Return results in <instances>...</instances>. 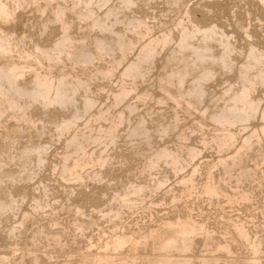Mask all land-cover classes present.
Instances as JSON below:
<instances>
[{"label":"rangeland","instance_id":"obj_1","mask_svg":"<svg viewBox=\"0 0 264 264\" xmlns=\"http://www.w3.org/2000/svg\"><path fill=\"white\" fill-rule=\"evenodd\" d=\"M57 1L58 0H53V2L52 1L49 2L52 5H49V3L46 2V0H40V2H39V0L35 1L36 2L35 5L33 2H30V3L27 2L26 4H23L22 7H20V9H18L16 11V15L17 14L18 15L17 16L15 15V18L10 20V21H12V20H14V21H12V22L9 21L8 22L9 24L8 23L2 24L4 26V28L6 29V31L8 29V31L10 30L9 31L10 33L14 34V37H15L14 41H16L15 44L18 43L15 46H13V48H15V52L18 53V50H22L23 52H25L24 50L28 51V49H31L29 51H32V49L34 50L33 46H35L36 43L40 44L43 47H44V45H45V47H47V46L50 47V45H53V42H55L61 36L62 30H61V28L57 22L52 23V24L50 23L49 28L46 31L43 30V23L47 19L53 17L54 14L52 13V15H51V12L53 10L55 12L57 9V6H63L64 4H66L65 6L70 5V2H68L67 0H64L65 2H63V0H59L58 2ZM45 2L49 5V8ZM123 2H124V0H111V1L109 0V1H107L105 6H102V7L97 9L98 13L100 15L102 14L101 16H104L106 11L108 9L112 10V8L114 6L115 8L117 7L116 10L122 11L121 15H120V12L116 11L115 8L112 10V11L115 10V12H113V13L118 12V14H119L118 16L121 17V19H123L125 17L128 20V19H130L131 16L133 18H136L135 16H138L139 18L142 17V19L145 20V24H143V25L148 27V29L150 28V30H148L146 27L144 28V26H142V25L139 27L141 30H138V32L140 31L139 32L140 35L146 37L144 39L140 35H138L139 37H137V33H136V35H133V31H131V30L128 31V29H127L128 27L125 25L124 22L123 23H117L115 25L116 30H118V31L121 30L120 32H122L124 30L122 33L126 32L127 36H130L132 39H134L136 42H138L136 44V46L134 47V50H131L128 52V54L126 55L127 57L124 59V61L121 64H119V66L115 62H114V64H112V61H114L113 56H115L114 57L115 60L116 59L118 61L120 60V57H119L120 53L118 51H116V53L113 56H111V55H104L102 57L96 56L95 57L96 60H94L95 63L93 62L94 64H91V65L88 64V65L84 66L85 67L84 73L82 72L83 66L81 68L80 63H75L72 61L70 62V60H67V59H65V61L62 62L60 65L58 64L57 68H55L56 67L55 66L54 67L55 69L54 68L52 69V72H54L53 73L54 75L56 74V77H58L60 75V73L66 72L67 74H69V78H68V81H70L69 84L73 83V85H75V87H76L75 89L78 88V91H77L78 96L77 97H79V95H80V98L82 97L81 99H84L86 97V95L88 96V94H89V96L94 97V98L92 97V99L96 98L95 99L96 102L93 106V109L90 108L91 110H88L85 112H84V109H82L81 114L83 115V113H85V115H83L84 117H80L81 119L79 118V121L76 122V124L73 125L70 130L65 129L66 132L64 130L62 132L63 133L62 135H61V132H58L56 130V128L54 127L55 126L54 121L59 122V121H61L62 118H66L67 116L69 117L72 113V110L68 111V109H65V110L61 111V109L58 108L57 105H52L51 109L49 108L47 110V109H43L39 104H37L31 110V111H33L31 113H32V117L34 118V120L37 121L39 119L36 122L37 125L35 126V128L37 126H39L42 129L39 127H37V128L41 129V131L38 130L37 128H36L37 130H35L34 126L32 127V128H34V130L32 128L28 129V127L29 126L31 127V125L27 124L28 125L27 126L26 123H20L19 124V125L24 124L21 126L22 129L20 131V132L23 131L24 134L20 133L19 134L20 137L19 138L16 137V139L18 141L17 143L19 144V145H17V143H16V145L18 146V147L16 146V148H18V149H19V147L22 148L23 146H26L27 143L30 144L31 142L32 143L33 142L34 143H37V142L43 143L45 145L47 144L48 147H47V150L45 152L46 153L44 155L45 159H44V162L42 163V165L38 163V159H37L36 155L31 156L32 159H34V160H32L31 158L29 159L33 162L27 161L25 163L26 165H28V167L24 164V162H22V160L20 161L17 159V160H14L13 162L12 161L8 162L9 160H6V159H8V155L10 154L9 152H11V151L15 152L18 149H14V150L9 149L8 146H9L10 142L8 143V140H6L5 137H7L6 136L7 134L5 131H3L2 128L9 127V126H11V124L14 125V124H17L18 122H16V118H14L16 116L14 114H12V116H10L11 115L10 114L6 117H3L2 119L0 118V126L2 127V128L0 127V143L2 142V140L3 141L5 140L4 142L8 143V144L4 143L6 145L4 147L5 152L0 150V152L2 153V154L0 153V157H1L0 158V161H1L0 164L2 165V163L5 162V167L6 168L8 167L7 169H9L13 173L15 171L14 174H16V176L24 174L23 178H18V180L16 179L14 182L11 179L6 178L8 181L5 180V183L4 182L2 183L3 186H2V184L0 185V188L2 186L1 189L3 190V193H5V191H7L8 193L11 192V194H9V195H13L15 197V199L19 202V204L17 203V206L15 207V209L13 211H7L6 213L0 214V256H1L0 259L2 260V261H0V264H35V263L38 264V262H39V264L40 263L41 264H64V263L70 264L71 262H72V264H99L101 261H102V263H100V264H103V263L107 264V262L105 261L106 259H105L104 254H106V257H107L108 254L110 255L112 251L106 249L105 243H106V241H108V239L110 237H112V238H110L109 241L113 240L116 237L117 233H118L117 236L121 235V234H127V235L133 234V236L136 237L137 239L143 238L142 236H144V239L146 237H148V238H146L148 241L145 239V243H146V248L144 247L145 249H143V248L136 249L135 247H131L130 245H128L125 247L124 250L122 249L125 253L122 252V250L118 251L120 253L113 251L112 255H110V256H113L114 259L116 261H118V262L115 261L116 264H119V263L120 264H129L130 262H133V261H134V264H148V263L151 264L152 263L151 258H153L152 260L154 261L156 258L155 256H157V254L155 252H153L154 250H152L153 245H154V244H152V241H153V243L155 242L154 240H156L155 237H156L157 231L159 230L160 232H162V231L166 230L165 224L170 219V217H171L170 220L176 221L177 220L176 218L187 219L186 218L187 216H188V218L194 217L192 219L195 221L198 220V223H200V225L202 223V226H203L201 231H199L197 233V236L195 237L196 239L194 238L193 242H192V245H194V246H191V247L194 249L195 252L192 250V248H190L188 250V252L186 251V253L184 252L181 254V252H180L181 250L175 248V249H172V252L171 251L168 252L169 254H167V255L169 258L170 257H173V258L177 257L176 255H178V252H179L180 253L178 256L179 258L177 257V258H175V260H178V259L183 260V258L185 256H187L184 259L193 260V261H190V264H191V262H192V264H198V263L200 264V261L202 260V258H205V257L215 258L216 255H218L216 257V259L219 260L222 257L219 260L220 262H217L218 264H223L224 261H228V262L230 261L233 264H236V263L237 264H245L244 262L248 258V255H249V257L253 256V254L250 253L251 250L249 249V246H248L249 244L247 242L246 243L241 242V240H239L238 238H236V240L234 242H232L233 240L231 241L232 237L235 236V232H234L235 226L237 224L242 223L243 221H244L243 223H244L245 227L247 228V230L251 236V239L252 238L254 240L259 239V241H261V243H262L261 249L264 251V208H263L264 207L263 206V204H264V135H263V132L260 131L261 127H262V123H263L262 118H260L261 117L260 115H261L262 111L264 110V87L259 85L255 90V94L259 98H261V100H260V103H261L260 112L258 114H256L254 116V118H252L249 122H246L247 126L245 125V123H243L245 125V127L243 124H241V125L237 124V125L232 127V130L237 134L236 135L237 139L235 138V141L238 140L235 142L236 144L234 143L235 146H233L234 144H232V145H230V147H228V149L227 148H223L224 150L222 149L221 144L219 142H216L218 140L215 137V135L218 134V132H219L218 125L216 123H213V121L210 120L211 117L208 116L209 114L211 115L212 110L216 111L218 108L221 107V104H223L222 103L223 100H221L222 99L221 97L223 96L222 93L227 88H229L231 86L233 88H236V87L239 88L241 86L242 77H240L241 75L239 74L240 73L239 70L242 67L241 65H243V63H245V61H246V57H247V54H248V51L250 49L251 44H252V46L258 48L261 52L264 53V0H180V1H177L178 4L176 3L175 0H174V2L176 4H174L173 0H135L133 2L131 0V2H130L131 4L127 3L128 7H126L127 6L126 3H123ZM53 5H55V6H53ZM109 6H110V8H109ZM118 7H119V9H118ZM125 7H126V10H125ZM40 8H42V9H40ZM43 8H46L45 12H43ZM104 10H106V11H104ZM71 12H72L71 10L69 12H67V15H68V16H66L67 21L69 20L68 22L70 24L74 23L71 26L73 28V29L71 28V31L74 30L72 33L78 38V41H79L81 35H83L82 33H87L90 31V29L89 30L86 29L87 26L89 25V21L85 20V19H80L78 17V14H76L74 11H73L74 14H72ZM123 14H124V16H123ZM113 17L114 16H112L111 18H113ZM180 18H182L185 23L187 22L186 24H188V25H193V24H199L201 26L214 25V24L218 25L219 28H222L226 31L228 37L230 38V40L232 42L231 44L234 45L233 47H235L234 51L232 52L233 54L231 55V59H233L232 60V69L230 70V69H227L223 66H222L223 67L222 68L221 65H219L217 67L215 66L216 69H214V71L215 70L217 71V72H215V75H214L215 77L211 78L209 81L206 82L207 83L206 86H207V90H208L207 96H205L204 100H202L201 103L198 104L199 106L197 105L198 107H196V108L193 107V109L190 108V110L185 109V108H187L186 107L187 105L185 103L181 104L183 107L185 105V107L182 108L181 105L177 104L173 100H170V98L168 96H166L167 92H166V87H165L166 86L165 84H167V81L169 78H171L173 72L175 70L177 71L179 69L178 66L179 67L183 66L184 58H186L185 55L188 57V54H189L187 52H185L186 54L182 53V55L184 57L181 55V52H180V54H178L179 52H178V44H177L178 41L177 40L179 39V36H180V28H179L180 26H178L179 23L177 24V22H179V21H177V20H180ZM80 26H81V28H79ZM142 27L144 30L142 29ZM88 28H89V26H88ZM146 30H148V31L146 32ZM143 31H144V33H142ZM78 32H80V33L77 34ZM165 32H166V34H165ZM169 33L171 35L170 37H172L173 39L170 40L168 43H163V41L160 38L165 37L164 34L169 35ZM143 34H147V36L143 35ZM111 36L112 35H110V36L108 35L109 38H111ZM159 36H162V37L158 38ZM20 37H21V39H19ZM22 38L25 39L26 42ZM147 38H148V40H147ZM139 39H140V41H139ZM197 39H194L193 42L198 44L200 41L198 42ZM141 40H143V42H141ZM154 40L156 43H154ZM144 41L147 43H149V41H150V43H152V45L157 48V50L155 48V51H157V53L155 52L156 54L153 56L154 59L152 57L153 60L152 59H151L152 61L150 60L151 62L149 61V62L144 64L143 67H145V66L146 67L143 68V70H145L147 72V73L145 72L146 74L144 73L145 76H142V77L137 79V77H135L134 75L125 74L123 71L126 70L127 66L131 63L130 62L131 60L133 62L135 59L138 58L137 56H139V55H137V54H140V52L143 48V45L147 44ZM34 42H36V43H34ZM157 42H159V43H157ZM142 43H144V44H142ZM88 45H89L88 47L90 49H93V46L90 45V42L88 43ZM18 46H19V48H18ZM213 46H214L213 49L215 50L214 52L215 53L217 52L216 54H219L222 52V49H221L222 47L218 42H214ZM140 47H141V50H140ZM139 50H140V52H139ZM13 51H14V49L12 50V53L10 55H13ZM22 51H19L20 52L19 55H21L23 53ZM17 53H14L13 57L10 56L11 59L12 58L14 60H15V58H16V60L19 59L20 56L17 55ZM15 54H16V56H15ZM17 56H18V58H17ZM110 56L112 57V59ZM180 56H182V57H180ZM117 60H116V62H117ZM67 61H69V62H67ZM233 61H234V64H233ZM128 62H130V63H128ZM44 63H43V65H44L43 67L45 69V67L48 65L47 64L48 62H44ZM63 63H64V65H63ZM65 64H66V66H65ZM98 64H99V66H98ZM105 64H108L109 66L110 65H114V66L116 65L115 66L116 71L114 70L110 76L108 75L109 76L108 78H106V75H104V74L101 75L102 73L100 72V69L108 68V66ZM146 64L148 65V67ZM94 65L98 66V67L94 68ZM70 66H73V67H70ZM100 66H102V67L104 66V68H99ZM67 67H70V68H67ZM91 67H92V69H90ZM124 67H125V69H124ZM172 67L173 68L176 67V68L173 69ZM71 68H74L75 70H73ZM59 69H61L62 71H60ZM86 69H88V70H86ZM89 69H90V71H89ZM66 70H69V73ZM71 70H73V71L71 72ZM94 70H97V71H94ZM70 72H71V75H73L74 72H75V74L77 72H79V75H78V73L76 74L77 77L74 74V77H76L77 79L81 78L84 74L85 75L82 77L83 78L82 80L85 79L84 81H87L88 79L89 80L91 79L92 80L91 82L89 80H88L89 82L87 81L88 82V85H87L88 88H89V86H91L90 91H89V89L87 90V88L85 89L83 87V89H81L82 87H80L79 85L77 86L75 78L73 79V77L70 76ZM90 72L91 73L93 72L92 73L93 76L90 74ZM94 72H95V75H97V76L94 75ZM96 72H98V73H96ZM169 73H171V74H169ZM191 73H193V71H191L190 74ZM80 74H81V76H80ZM195 74H198V71H196V72L194 71V74L190 75L187 78L186 82L189 83L190 81H193V78H195V76H196ZM27 76L30 78L29 73L26 74L25 80L28 79ZM87 76H92V77L89 78ZM70 77H72V79ZM133 77L135 79L132 80ZM167 77H169V78H167ZM28 80H27V82H28ZM72 81H74V82H72ZM174 82L176 83L175 80L173 81V83ZM186 82H185V88H188L189 85L191 84V82L189 84ZM175 83H174L173 87H172V85H170V88H172V89L169 88L170 91L173 90V91H171L172 93L177 92V88L175 87L177 85ZM163 86L165 88H162ZM122 88H126V89L132 88V89H130L131 94L129 96H127L123 101L117 103V101L115 102V100H116L115 95L118 94ZM146 92H147V94H146ZM148 94H150V95H148ZM140 95H141V97H140ZM163 97H164V99H163ZM219 98H221V99H219ZM166 99H168V100H166ZM163 101H166V102H163ZM131 102H132L133 106L129 111V108H130L129 105L130 106L132 105V104H130ZM80 104H81V102H80ZM217 106H219V107H217ZM134 107H136V109ZM132 109H134V111ZM206 109H207V111L204 112V110H206ZM185 110H188V112L187 111L185 112ZM108 111L111 113H109ZM123 111H124V113H122ZM215 111L212 113H215ZM207 112H210V113H207ZM102 114H104V115H102ZM123 114L125 115L124 117H123ZM175 114H178V115H175ZM174 115H175V117L177 116L179 118L177 127L175 129L168 131L169 133L167 132V134H164L161 130L163 127H161V126H163V124L166 121H167L166 123H168L172 118H174ZM93 116H94V118H93ZM106 116L108 117L107 120L105 119V118H107ZM117 116H119L120 119ZM207 116H208V118H207ZM99 118H102V119L99 120ZM125 118H126V120H125ZM40 119H42V120H40ZM91 119L93 122L91 121ZM168 119H169V121H168ZM95 120H96V122H95ZM200 120L204 124L202 122L198 123V121H200ZM140 121H143L144 123H146L145 125L151 134V141H150L151 144L147 145L144 142H141L138 139L131 137V135H130V133H131L130 130H132L135 127V125L137 126ZM38 122H39V124H38ZM89 122L91 125L89 124ZM94 123H96V125H93L94 126L93 127L92 124H94ZM111 123L114 125V127H115V129H117V131L114 130L115 132H110L112 129H114V128H112L113 125H111ZM4 124H5V126L6 125L7 126L6 127L2 126ZM87 124H89L90 126ZM115 124H116V126H115ZM110 125L112 127H110ZM117 125H118V127H117ZM202 125H203V127H202ZM25 126H27V127H25ZM105 126H106V128H105ZM89 127L92 129H90ZM159 127H160V129H159ZM243 127H244V129H243ZM25 128L27 129V131ZM110 128H112V129H110ZM217 128H218V131L215 130ZM238 128H240L241 132L239 131ZM4 130H6V129H4ZM81 130H82V132H81ZM90 130L91 131L94 130V131L91 132ZM43 131H44V133H43ZM215 131H216V133H215ZM237 131H239V132H237ZM254 131L256 132V134L258 131V134H257V136L254 135V137H253V134H255ZM2 132L6 135H4ZM40 132H42L43 134ZM83 132H86L87 135L89 136V138H88L89 140L85 141V143L88 142V144L86 145L84 143L86 145V148L88 149V151L85 148L87 152L85 150H80L79 151L80 153H79L78 151L76 152V150H75L76 149L75 146H77V143L73 142L72 140H73V137L75 135L79 134L78 136H82V134H85ZM105 132L106 133L109 132V134L111 136L106 134ZM116 132H117V134H116L117 138L114 136ZM1 133L3 134L4 137L1 136ZM72 133L75 135L73 136ZM91 133H92V135H90ZM182 133L185 136H182ZM238 133L241 135H239ZM98 135L100 137V139H99L100 142H97V141H99ZM245 135H247V136H245ZM251 135H252V137H251ZM105 136H107V137H105ZM109 136H110V138H109ZM112 136H113V138H111ZM1 137H3V138L1 139ZM93 138H97V140L93 142V140H94ZM101 138H103L102 141L104 140L103 141L104 143L107 141L106 142L107 144L106 143L102 144ZM106 138H108L110 140L114 139V142L111 143V141L109 142L108 139H106ZM204 138H205V140H203ZM246 138H249V140L251 139L250 143L254 144V145L251 144V146H253V147H250L252 150L250 148H244L245 146H247V144L245 143ZM202 140L205 142V143L203 142L205 145L202 143ZM209 141L211 144L209 143ZM139 142L141 143V145ZM207 142H208V144H207ZM110 143L113 145H111ZM133 143L139 144L140 148L143 146L142 147L143 149L141 148V150H140V148H138V150H137V151H141V152L135 153L136 150L132 147ZM216 143H219V144L216 145ZM162 144L163 145L166 144L167 146L169 145L172 148L174 147V149L178 148V150L181 148L180 149L181 157L183 159V162H185V165H186V163H187V165L185 166L183 163V168H181L180 171H175L172 167L171 168L169 167L170 165L168 166L165 163H161L162 167L154 169L151 172L146 171L145 168H143V166L146 165L145 164L146 163L145 157L147 156L146 153L148 154V152H150V150L161 147ZM202 144L204 146H202ZM68 145H70V146L68 147ZM102 145H104V146H102ZM192 145L194 146L195 149L196 148L198 149L197 151H200V149H201V151L198 152V155H196L194 157L190 153L188 154L190 147H193ZM220 146H221V148H220ZM7 147L11 151L6 149ZM102 147L103 148L105 147L106 151L104 150V152H103ZM229 148H231V150H229ZM238 148H239V152L241 154H243L242 156H244V158L242 156H240V158H239V156L235 157V155H236L235 153L238 152L237 151ZM72 149H73V151L74 150L75 151L71 152ZM131 149H133L135 152H133V150L131 151ZM220 149H222L223 151L221 150V152H220ZM226 149L228 151H225ZM244 149H248L247 150L248 153ZM234 150L236 152H233ZM68 151H69V153H68ZM81 151H84L87 155L89 154L88 157H85L84 155H86V154H84V152H81ZM183 151H185V152H183ZM230 151H231V153L233 152L234 154L231 155ZM242 151H243V153H242ZM92 152H94V153H92ZM97 152H99V153L101 152V154L103 153L102 155L104 158H106L107 154L110 155V157L109 156L107 157L108 163L105 164V167L104 166L102 167V165L100 167V164H98L97 157H99V153H97ZM132 152L135 154H133ZM182 152H183V154H182ZM4 153H5V156L7 158L4 156ZM95 153L98 155L97 157L95 156L96 155ZM77 154H78V156H77ZM138 154H143L146 156H142V155L139 156ZM1 155H3V156H1ZM68 155H69V157H68ZM127 155H129V156H127ZM135 155H137V156H135ZM228 155H230V156L234 155V157H235L234 161H237L238 164H237V162L234 163V161L232 160L233 157H230ZM246 155H247V157H245ZM74 156L77 158L75 159ZM67 157L69 159L70 158L71 159L69 160ZM81 157H84V159ZM91 157H92V160H94L96 162V163L94 162V164H93L94 166L97 165L96 167H94L93 165H90L93 163L92 160H90V161L88 160V159H91ZM221 157H222V159L227 157L226 159L223 160L225 162V164L223 163ZM93 158H96V159H93ZM189 158H191V159H189ZM236 158H238V160ZM66 159H68L69 161ZM73 159H75V161ZM86 159L88 160L89 163L86 162L87 161ZM186 159H187V161H186ZM76 160H78V161H76ZM242 160H243V162H242ZM84 161H85V163H84ZM188 161L190 164L188 163ZM34 162H35V165L37 167L33 166ZM64 162L66 163L65 166L63 164ZM76 162H78V163L83 162L84 165H82L81 163L78 164ZM213 162H214V166H213ZM219 162H221V163H219ZM21 163H23V164H21ZM86 163H87V165H90V166H87ZM222 163H223V165H222ZM7 164H8V166H7ZM67 164L69 167H66ZM22 165L27 167L29 169L28 171L32 170L33 172L30 171L32 173H34V171L36 170L35 175L33 174L32 179L27 178V175H25V174H28V173L25 171V169H24L25 167H23ZM71 165H72V169L74 168L73 170L71 169ZM73 165H74V167H73ZM78 165H80V166L78 167ZM233 165H235V166H233ZM238 165H240V166H238ZM29 166H31V167H29ZM84 166H85V168L87 167V169H85V168H83L84 170L81 169ZM206 166H207V168H206ZM210 166H212V167H210ZM99 167H100V170H98ZM230 167H231V169L229 170ZM232 167H234V168H232ZM22 169H23V172L21 171ZM64 169L66 171L69 170L70 173L75 172V173H78L80 175H83V176H81V178H82L80 180L81 182H79V180H76V179L74 180L70 176L71 174L69 173V171L66 172V173H68V174H66ZM224 169H225V171L227 170L226 173H229L230 175L227 174V176H226ZM12 170H14V171H12ZM17 170H19V171H17ZM76 170H78V171H76ZM87 170H88V172H87ZM211 170H212V172H211ZM1 171L2 170L0 169V172ZM80 171H81V173H80ZM99 171L102 172V174L104 173L103 178L99 179V180H97V179L95 180V178H92ZM193 171L195 172V174ZM148 172L151 175H149ZM178 172H180V173H178ZM90 173L93 176H91ZM241 173H242V175H240ZM246 173H248V174H246ZM85 174H87V175L85 176ZM208 174H210V175L208 176ZM248 175H249V177L246 178V176H248ZM88 176L89 177L91 176V177L88 178ZM184 176L187 178H185ZM191 176H193L192 180L194 182L197 179V181L195 183L192 181V183L194 184L192 192L195 193V191H196L195 194H191L192 192H188L185 188L186 186H184V188H182V186L184 185V184L182 185V180L183 179H189V178H191ZM206 176L208 177L207 180H209V181L206 180ZM236 176L237 177L239 176L240 179L238 178V180H239V183L241 182L240 184L238 183ZM240 176H242V177H240ZM63 177H65V179ZM66 177H67V179H66ZM153 177H154V179H153ZM209 177L210 178L212 177L211 180ZM157 178L161 179V181H164V182H162V186L159 187V189H158V187H155L156 186L155 182L158 180ZM228 178H229V180H227ZM235 178H236V180H235ZM241 178L243 179V181ZM221 179H226L227 182L226 181L224 182V180H221ZM154 180H156V181H154ZM204 180H206V181L204 182ZM11 181H12V184L14 183L13 185L11 183H8ZM200 181H201V184H199ZM143 182H145V183H143ZM206 182H208V184L209 183L213 184L214 182L215 183L217 182L216 183L217 185L216 184H213V185H216V187L223 189L222 190L223 192H224V190L225 191L227 190L226 192L227 193L229 192L230 195H234V194L240 195L243 192H246V193L250 192V194L249 193L248 194L252 195L253 191H254V194L252 197L250 196V198L248 200L243 201L241 199L242 202L239 200L234 205V203L231 204L232 202L229 201L228 197H227V199L225 198L226 195H224L222 193V191L219 190V188H218V190L220 192V194H219L220 196L217 195L214 197V196H210L209 194H207L205 192V187L208 185ZM132 183H135V184H132ZM141 183H143V184H141ZM150 183L152 185H150ZM180 183L182 186H180ZM218 183H220V185ZM224 183L226 186H224ZM4 184L6 186L5 191H4ZM10 184H11V186H10ZM130 184H132V185H130ZM136 184H138V185L141 184L144 186L149 184L148 186H146V188L149 190H147V189L145 190V192L147 191L148 193L143 192L142 194H140V196H138V199L134 198L136 196L133 195L131 197L134 199L132 201V206H131L132 209H131V207L126 206L128 208L127 209L123 203H120L121 202L120 201L121 195L124 194L126 189H128L131 186L136 185ZM204 185H205V187H204ZM9 186L11 188L10 191L6 190L9 188ZM194 186H196V187H194ZM198 186H200V187L197 188ZM235 187H237L238 189ZM153 188H154V190H153ZM196 188L200 189V190L198 191ZM1 189H0V191H2ZM244 189H245V191H244ZM184 190H185V192H187L188 198H187V196H185L186 194H184L185 193V192H183ZM233 190L235 191L234 193H233ZM174 191H175V193H174ZM201 191H203V192L201 193ZM199 192L201 193V195H198ZM144 193H145V196L143 195ZM173 193L176 195H180V196H178V197L176 195L173 196L172 195ZM189 193H190V196L192 195L191 197L189 196ZM202 194H204V195H202ZM6 195H7V193H6ZM119 195H120V197H119ZM172 196L174 198H172ZM139 197L141 198V200ZM221 197H223L224 199ZM117 198L118 199L120 198V199L117 200ZM114 200H116L117 202ZM153 200H155L154 203H153ZM161 200H162V204H161ZM174 200H178V201H174ZM156 202H159L160 204L159 203L156 204ZM246 202H248V203H246ZM117 203H119V205H121V206L119 207ZM142 203H144V204H142ZM170 203H171V205H170ZM38 204H39V206H38ZM174 205H176V207L178 206V209L176 207H175L176 209L175 208L173 209ZM148 206L153 207V208H149ZM160 206H161V208H160ZM182 206H183V208H182ZM187 206H188V208H187ZM111 207H112V209H110L108 211V209ZM248 207H250V209H248ZM77 209H81V212H78ZM103 209L107 210V211H104ZM118 209H120L121 212H123V209H124V212L121 213L120 210H118ZM187 209H189L193 212H191V211L188 212ZM157 210H158V212H157ZM162 210H164V212H162ZM74 211L78 212V213H75ZM115 211L119 212L118 216L114 215L116 213ZM150 211H152V212H150ZM97 212H99V216L102 215V217L101 216L98 217ZM166 212L167 213L169 212V213L167 214ZM186 212H188L189 214L188 213L186 214ZM74 213L76 214V217H75ZM80 213H82L83 215ZM161 213H164V214H161ZM174 213H176V214H174ZM226 213H228V214H226ZM103 214L105 216H103ZM112 214L114 215V217ZM169 214H170V216H168ZM190 214H193V215L191 216ZM77 215H79L80 218ZM150 215H151V217L148 218V216H150ZM154 215H155V217H154ZM174 215H175V217L177 216L176 218L174 217L175 220L172 218ZM178 215H181V216H178ZM27 216H28V218H27ZM83 217H84V219H83ZM104 217L105 218L107 217L108 219L107 218L105 219ZM111 217H112V219L110 221L109 218H111ZM122 217H123V219H122ZM90 218H91V220H90ZM94 218L96 219L95 221H94ZM226 218H228V219H226ZM232 218H234V219H232ZM98 219H99V222L97 221ZM101 219H102V221H101ZM54 220H57L58 224ZM79 220H81V221L84 220V221H82L83 223H85V222L88 223L87 225L90 228H86L87 225H85V227L83 228L84 230L88 229L86 232L83 229L78 228L76 223ZM87 220L92 221L91 222L92 224L89 221L87 222ZM107 220H109V221H107ZM152 220H153V222H152ZM157 220H158V222H157ZM228 220H229V222H228ZM234 220H235V222L238 221V223L237 222L235 223ZM74 221H76V222H74ZM217 221H218V224H217ZM239 221H241V222H239ZM82 222L80 224H82ZM113 222H115V223L117 222L116 224H118V222H119L118 226ZM161 222H162V224H161ZM221 222H222V226L224 225L223 227L220 225ZM54 223H56V225ZM233 223H235L236 225L232 226V225H234ZM70 224H71V226H70ZM102 224H104L105 226ZM113 224L115 226H117L116 227L117 229H115V227H114L115 230H112V228H113L112 226H114ZM120 224H122V225H120ZM49 225H50V227H49ZM78 225H79V222H78ZM89 225H92L94 227L92 228V226H89ZM158 225L160 227H163L162 230L160 227H158ZM43 226L45 228H43L42 230H45V231H43V233L45 232L44 234H46V235H44L41 231V228ZM97 226H99L100 228ZM107 226H109V227L107 228ZM130 226H132V227L130 228ZM134 226H138V228L134 227ZM225 226H227V227H225ZM156 227H157V229H156ZM164 227H165V230H164ZM74 228H76V229H74ZM91 228H92V230H91ZM148 228H151L152 230L151 229L148 230ZM64 229H66V230L63 232ZM223 229H225V230H223ZM227 229H228L229 234L232 232L231 234L232 235L234 234V235L233 236H231V234L229 235L227 233ZM82 230L85 233H83ZM101 230H105L104 232H107L106 234L109 233L111 235L110 236H109V234H108V236H106V234L102 235L101 233H104V232H102ZM122 230H124V231L126 230V231L125 232L123 231L121 233ZM141 230H145V231H141ZM150 230L152 231V233H150L151 232ZM205 230L210 235L207 234L205 232ZM213 230H214V232L216 230V232L214 234L211 233ZM40 231L42 233V236H41ZM75 231H78V232H75ZM112 231H115V232H113V234H112ZM222 231H224L227 234L226 235H225V233L223 234ZM126 232H128V233H126ZM143 232L145 233L146 236L143 234ZM58 233H60V234H58ZM66 233H68L69 235ZM79 233H80V235H79ZM136 233H137V235H136ZM140 233L143 234L141 237L138 236V235H140ZM199 233H202V234L204 233V234L202 235ZM254 233H256V234H254ZM39 234L41 237L39 236ZM53 234H54V236H53ZM47 235H48L47 238H49L48 240H46ZM51 235L53 237L56 236V238L58 235H59V238H61L63 236L61 239L58 238L56 243L58 242L60 244L62 242L60 245H62L63 243L65 245V243H66L65 247H67V245H69V247H67V249H64L65 248L64 245H63V247L62 246L59 247L58 243H57V245H58V247H57L55 241L53 242L52 239H54V238H52ZM88 235H89V237H88ZM154 235H155V237H154ZM223 235H225L226 238H224ZM254 235H255V237H254ZM99 236H101L103 238V240ZM104 236H105V238H104ZM113 236H114V238H113ZM151 236L155 239H152ZM201 236L203 238H201ZM210 236L212 239H209ZM227 237L230 239H228ZM56 238L54 240H56ZM63 238H65L66 240ZM67 238L70 242H68ZM90 238H92V239H90ZM98 239H101L102 241L98 240ZM218 239L220 242L218 241ZM91 240H93L92 241L93 243L91 242ZM204 240H205V242H204ZM212 240H214V241H212ZM237 240L239 242H241L240 244H244V245L243 246L240 244L238 245ZM64 241H66V242H64ZM104 241H105V243H104ZM47 242H51V244L47 243ZM86 242L88 244H85ZM94 242H96V244L98 246H96V244ZM100 242H102V243H100ZM215 242H216V244H218V243L224 244V242H228V243L230 242V244L232 246V250L234 251V253L228 254L224 251L220 252L221 250H219V252H216L218 246L216 248H214L216 246ZM73 243H75L76 245ZM99 243L101 245L103 243L104 244L102 246H99L100 245ZM92 244L94 246V247L93 246L92 247L95 249H93L91 247ZM151 244H152V246H151ZM88 245L91 248L90 247L86 248V246H88ZM148 245L151 246V248H152L151 250H149L150 248ZM210 245H212L213 248L212 247L210 248ZM239 246H240V248H239ZM74 247H75V249H74ZM103 247H105L106 250H104ZM62 248L65 251H63ZM134 248H135V250H137V252L134 251ZM84 249H86V250L84 251ZM88 249L89 250L93 249V250L89 252ZM100 249L103 251H101ZM127 249H128V251H130V249H132V252L131 251L128 252ZM237 249H238V251H237ZM245 249H247L250 254L247 253L248 251ZM145 250L147 252H145ZM209 250H212L213 252L209 251ZM214 250H215V252H214ZM70 251L72 254H70ZM81 251H83V253ZM94 251H95V253H94ZM99 251H100V253H98ZM207 251H209V252H207ZM240 251H242V252H240ZM263 251H261L262 254L260 253V255L258 256L259 257L258 258L259 263H257V264H260V263L264 264V252ZM50 252H51V255H50ZM79 252H81L82 254ZM121 252H122V254H121ZM235 252H237V253H235ZM238 252H240V253H238ZM88 253H90L89 255L91 257L88 255ZM113 253L120 255L121 258H119L118 255H114ZM136 253L138 255H136ZM171 253H172V255H171ZM67 254L70 255V257ZM74 254L76 257L73 256ZM97 254L100 255L101 257L99 256V258H98ZM238 254H239V257L237 256ZM245 254L246 255L248 254V255L246 256ZM5 255L7 256V258L6 257H4V258L7 260H4L2 258V256H5ZM77 255H79V257ZM83 255L86 258H84ZM86 255H88L89 258ZM94 255H95L96 259L94 258ZM182 255H183V257L180 258ZM188 255H190V256H188ZM80 256L83 257L84 260ZM140 256H142V257L140 258ZM149 256H150L149 261H151V262H148V260H146V258L149 259L148 258ZM200 256H202V257H200ZM241 256L242 257L244 256V257L242 258ZM36 257H37V260H40V261H37ZM144 257H145V259H144ZM225 257L227 258V260H225L226 259ZM233 257L235 258L236 261L234 260ZM100 258L102 259L101 261H100ZM130 258H132V260H130ZM240 258H241V260H240ZM260 258H262V261ZM122 259H124L125 262L122 261ZM216 259H215V261H217ZM242 259H243V261H242ZM76 260H78V261H76ZM85 260H86V262H85ZM239 260H240V262H239ZM63 261H64V263H63ZM67 261H69L70 263ZM79 261L80 262L82 261V262L79 263ZM122 262H124V263H122ZM130 264H133V263H130ZM229 264H231V263H229Z\"/></svg>","mask_w":264,"mask_h":264},{"label":"bare ground","instance_id":"obj_2","mask_svg":"<svg viewBox=\"0 0 264 264\" xmlns=\"http://www.w3.org/2000/svg\"><path fill=\"white\" fill-rule=\"evenodd\" d=\"M35 1H38V0H0V118L2 119L3 117H6V116H8V115H10V116H12V114H14L16 117H14V118H16V122H18L17 124H14V125H12L11 124V126H9V127H6L5 126V124L4 125H2V126H5L6 128H2L1 126V128L3 129V131H5L6 132V134H4L3 132V134L4 135H6L7 137H5L6 138V140H8V143L10 142V144H9V149H12V150H14V149H18V148H16V146L17 145H19L17 142V139H16V137L17 138H19L20 136H19V134L20 133H23L24 134V132L22 131V132H20L21 131V129H22V125H24V124H21V125H19L20 123H26V125L28 124V125H31V127L29 128L28 127V129H31L33 126H34V128H35V126L37 125V121L39 120H34V118L32 117V113L31 112H33V111H31L32 109H33V107L35 106V105H37V104H39L43 109H51V106L52 105H57L58 106V108H60L61 109V111H63V110H65V109H68V111L69 110H72V113H71V115L68 117H66V118H62L61 119V121H59V122H57V121H54L55 122V128H56V130L58 131V132H61V135L63 134L62 132L65 130V129H71V127L73 126V125H75L76 124V122H78L79 121V118L80 117H84L83 115H85V113H83V115L81 114V110L82 109H84V112L85 111H88V110H91L90 108H92L93 109V106H94V104H95V99H92V97L91 96H89V94H88V96L86 95V97L84 98V99H81L80 98V95H79V97H77L78 95H77V91H78V88L77 89H75L76 87H75V85H73V83L72 84H69V82L70 81H68V78H69V74H67L66 72L65 73H60V75L58 76V77H56V74L54 75L53 73L54 72H52V69L55 67V68H57L58 66V64L60 65L62 62H64L65 61V59H67V60H70V62L72 61V62H75V63H80V67L82 68V66H83V73H84V69H85V67L84 66H86V65H88V64H94L95 62H94V60H96L95 59V57L96 56H104V55H111V56H113L115 53H116V51H118L119 53H120V60L118 61L117 59V62H116V60H115V56H113V59H114V61H112V64H114V62L115 63H117V65L119 66V64H121L123 61H124V59L127 57L126 55L128 54V52L129 51H131V50H134V47L136 46V44L138 43V42H136L134 39H132L130 36H127V33L125 32V33H122V32H120V31H118V30H116L115 29V25L117 24V23H125V25L128 27L127 29H128V31L129 30H131V31H133V35H136V33H137V37H139L138 35H140V31L138 32V30H141L139 27L142 25V26H144L143 24H145V20H143L142 19V17L141 18H139L138 16H135L136 18H133L132 16V18L130 17V19H126L125 17V19L123 18V19H121V17H119L118 15V12L117 13H113V12H115V10L117 9V7L115 8L114 6H113V8H112V10L115 8V10L114 11H112V10H109L108 8V10L106 11V10H104V11H106V13L104 14V16H101L99 13H98V8H100V7H102V6H105L106 5V3H107V1H109V0H67L68 2H70V5H67V6H65L66 4H64L63 6H57V9H56V11L54 12V10L51 12V15H52V13L54 14L53 15V17L52 18H49V19H47L44 23H43V30L44 31H46L48 28H49V24L51 23H55V22H57L58 24H59V26H60V28H61V30H62V34H61V36L55 41V42H53V45H50V47H45V45H44V47L43 46H41L40 44H38V43H36V42H34V43H36L35 44V46H33L34 47V50L32 49V51H29V50H31V49H28V51L27 50H24L25 52H23L22 50H18L17 48V50H18V53L17 52H15V48H13V46H15L16 44H18V43H16L15 44V42L16 41H14L15 40V37H14V34L13 33H10L9 31H8V29H7V31H6V29L4 28V26L2 25V24H7L11 19H14L15 18V15H16V11L18 10V9H20V7H22V5L23 4H26L27 2L28 3H30V2H33L34 3V5H35ZM53 2V0H46V2L47 3H49V2ZM59 1V0H58ZM57 1V2H58ZM111 1V0H110ZM133 1H135V0H132V2ZM176 1V3H177V1H180V0H175ZM39 2H40V0H39ZM45 2V3H46ZM63 2H65L64 0H63ZM121 2V1H120ZM131 2V0H124V2L123 3H126V7H128V4L127 3H130ZM173 2H174V0H173ZM46 3V5H48ZM60 3V2H59ZM175 2H174V4H176ZM118 4V3H117ZM131 4V3H130ZM173 4V3H172ZM178 4V3H177ZM29 5V4H28ZM40 5V4H39ZM49 5H52L51 3H49ZM49 5H48V8H49ZM60 5V4H59ZM62 5V4H61ZM121 5V4H120ZM133 5V4H132ZM38 6V5H37ZM53 6H55V5H53ZM28 7V6H27ZM42 7V6H41ZM47 7V6H46ZM52 7V6H51ZM112 7V6H111ZM126 7H125V10H126ZM131 7V6H130ZM129 7V8H130ZM109 8H110V6H109ZM123 8V7H122ZM40 9H42V8H40ZM52 9V8H51ZM118 9H119V7H118ZM23 10V9H22ZM45 10H46V8H43V12H45ZM50 10V9H49ZM72 11L71 13L72 14H74V12L76 13V14H78V17L80 18V19H85V20H88L89 21V28H88V26H87V28L86 29H90V31L89 32H87V33H82L83 35H81V37H80V39H79V41H78V38L72 33L74 30H72L71 31V26H72V24H74V23H72V24H70L68 21H67V17L66 16H68L67 15V12H69V11ZM74 11V12H73ZM116 11H119V10H116ZM47 12V11H46ZM120 12V15H121V12L122 11H119ZM124 13V12H123ZM128 14V13H127ZM18 15V14H17ZM16 15V16H17ZM112 16H114L113 18H111ZM123 16H124V14H123ZM51 17V16H50ZM71 17V16H70ZM128 17V18H129ZM138 17V18H137ZM70 19V18H69ZM18 20V19H17ZM76 20V19H75ZM79 20V19H78ZM12 21H14V20H12ZM12 21H10V22H12ZM16 21V20H15ZM177 21H179V22H177V24L179 23V25L178 26H180L179 28H180V36H179V39L177 40L178 42H177V44H178V54H180V52H181V55H182V53H185V52H187V53H189L188 54V57L185 55V57L186 58H184V64H183V66L182 67H179L178 66V70L175 72H173V74H172V76H171V78H169V77H167V78H169L168 79V81H167V84H165L166 86V92H167V95L166 96H168L169 98H170V100H173L174 102H176L177 104H179V105H181L182 103H185L187 106V108H185V109H189L190 110V108L191 109H193V107H198L199 105L198 104H200L201 103V101L202 100H204V97L205 96H207V86H206V82L207 81H209L211 78H213V77H215L214 75H215V72H217L216 70L214 71V69H216L215 68V66L217 67V66H219V65H221V67L223 66V67H225V68H227V69H232V60L233 59H231V55L233 54L232 52L234 51V49H235V47H233L234 45H232L231 43V40H230V38L228 37V35H227V33H226V31L224 30V29H222V28H219V26L218 25H207V26H201V25H199V24H193V25H188V24H186L184 21H183V19L182 18H180V20H177ZM71 22V21H70ZM9 24V23H8ZM57 24V25H58ZM11 25V24H10ZM87 25V24H86ZM147 25V24H146ZM146 26H144V28H145ZM79 28H81V26L79 27ZM147 29H148V27H146ZM73 29V28H72ZM118 29V28H117ZM125 29V28H124ZM142 29H143V27H142ZM83 30V29H82ZM144 30V29H143ZM148 30H150V28L148 29ZM148 30H146V32L148 31ZM43 31V32H44ZM87 31V30H86ZM126 31V30H125ZM127 31V32H128ZM12 32V31H11ZM82 32V31H81ZM135 32V33H134ZM145 32V33H146ZM75 33V32H74ZM80 32H78L77 34H79ZM142 33H144V31L142 32ZM149 33V32H148ZM132 34V33H131ZM165 34H166V32H165ZM164 34V36L165 37H162V36H159L158 38H160V37H162V38H160L162 41H163V43H168L170 40H172L173 38L172 37H170L171 35H170V33H169V35H165ZM108 35L110 36V35H112L111 36V38H109L108 37ZM114 35V36H113ZM143 35H146L147 36V34H143ZM163 35V34H162ZM78 36V35H77ZM80 36V35H79ZM142 38H146L145 36H142V35H140ZM141 38V39H142ZM198 38V39H197ZM19 39H21V37L19 38ZM23 39V38H22ZM153 39V38H152ZM157 39V38H156ZM194 39H197V41L199 42L198 44L197 43H194L193 42V40ZM24 41H25V39H23ZM22 40V41H23ZM138 40V39H137ZM147 40H148V38H147ZM139 41H140V39H139ZM160 41V40H159ZM19 42V41H18ZM26 42V41H25ZM90 42V45L91 46H93V49H90L88 46V43ZM141 42H143V40H141ZM145 42V41H144ZM153 42V41H152ZM161 42V41H160ZM214 42H218L220 45H221V49H222V52L221 53H219V54H216L214 51V49H213V43ZM145 43H147V42H145ZM154 43H156L155 42V40H154ZM157 43H159V42H157ZM22 44V43H21ZM25 44V43H24ZM142 44H144V43H142ZM141 44V45H142ZM33 45V44H32ZM158 45V44H157ZM26 46V45H25ZM160 46V45H159ZM163 46V45H162ZM165 46V45H164ZM17 47V46H16ZM24 47V46H23ZM29 47V46H28ZM18 48H19V46H18ZM137 48V47H136ZM155 48L156 47H154L153 45H152V43H150V41H149V43H147V44H145V45H143V48H142V50H141V47H140V50H141V52H140V50H139V52H140V54H137V55H139V56H137L136 58L137 59H133L134 61L132 62V60L130 61V62H128V63H130L128 66H127V68H126V70L125 71H123L125 74H132V75H134L135 77H137V79L138 78H140V77H142V76H145L144 75V73L146 72L145 70H143V68H145V67H143L144 66V64L145 63H147V62H149L151 59H152V57L157 53V51H155ZM159 48V47H158ZM14 49V51H13V55H14V53H17V55H19L20 54V52L19 51H22L23 53L21 54V55H19L20 57H19V59H17L16 60V58H15V60L13 59H11V57H13V55H10L11 53H12V50ZM22 49V48H21ZM156 50H157V48H156ZM176 51V50H175ZM156 52V53H155ZM133 53V52H132ZM117 55V54H116ZM11 56V57H10ZM15 56H16V54H15ZM14 56V57H15ZM110 56V57H111ZM118 56V55H117ZM183 56V55H182ZM182 56H180V57H182ZM98 57V58H99ZM107 57V56H106ZM109 57V56H108ZM184 57V56H183ZM246 57V56H245ZM17 58H18V56H17ZM111 59H112V57H111ZM153 59H154V57H153ZM152 59V60H153ZM182 59V58H181ZM180 59V60H181ZM151 60V61H152ZM150 61V62H151ZM176 61V60H175ZM44 62H48L47 64V66L45 67V69H44V65H43V63ZM67 62H69V61H67ZM94 62V63H93ZM181 62V61H180ZM45 64V63H44ZM179 64V63H178ZM233 64H234V61H233ZM63 65H64V63H63ZM77 65V64H76ZM102 65V64H101ZM105 65H107L108 66V68H106V69H100V72L102 73L101 75H106V78H108L112 73H113V71L115 70L116 71V65L114 66V65H108V64H105ZM147 65V64H146ZM65 66H66V64H65ZM75 66V65H74ZM98 66H99V64H98ZM98 66H95L94 65V68H96V67H98ZM106 66V67H107ZM242 67H241V69L239 70L240 71V77H242V83H241V86L239 87V88H233L232 86L231 87H229V88H227L223 93H222V99L221 98H219V99H221V100H223V104H221V107L220 108H218L216 111L215 110H212V112H214L215 111V113H212L211 112V115L209 114H207L208 116H210L211 117V119L210 120H212L213 121V123H216L217 125H218V128H219V132H218V134H216L215 135V137H216V139L218 140V141H216V142H219L220 144H221V146H222V149L223 148H227L228 149V147H230V145H232V144H234L236 141H238V140H236L235 141V138H236V133L232 130V127L233 126H235V125H237V124H243V123H245V125H246V122H249L252 118H254V116L256 115V114H258L259 112H260V105H261V103H260V100H261V98H259L256 94H255V90H256V88L259 86V85H261V86H263L264 87V53L263 52H261L258 48H256V47H254V46H252V44H251V46H250V49H249V51H248V54H247V57H246V61H245V63H243V65H241ZM60 67V66H59ZM64 67V66H63ZM62 67V68H63ZM70 67H73V66H70ZM70 67H67V68H70ZM76 67V66H75ZM74 67V68H75ZM78 67V66H77ZM88 67V66H87ZM93 67V66H92ZM92 67L90 68V69H92ZM147 67H148V65H147ZM222 67V68H223ZM54 68V69H55ZM61 68V67H60ZM66 68V69H67ZM74 68H71V69H73V70H75ZM99 68H104V66L102 67V66H100ZM173 68V67H172ZM176 68V67H175ZM175 68H173V69H175ZM220 68V67H219ZM78 69V68H77ZM90 69H89V71H90ZM124 69H125V67H124ZM60 71H62L61 69H59ZM73 70H71V72L73 71ZM86 70H88V69H86ZM54 71V70H53ZM59 71V72H60ZM66 71H68V73H69V70H66ZM94 71H97V70H94ZM191 71H193V73H191L190 74V72ZM194 71L196 72V71H198V74H195L196 76H195V78H193V81H190L191 82V84L189 85V87L188 88H185V82H186V80H187V78L190 76V75H193L194 74ZM71 72H70V76H72L73 77V79L75 78V81H76V85L78 86H80V87H82L81 89H83V87L86 89L87 88V90L89 89V91H90V87L91 86H89V88H88V82L90 81H92L91 79L87 82V81H84V80H82L83 78V76L85 75H83L81 78H76L77 76H76V74L78 73V75H79V72H77L76 74H75V72H74V74H75V76L76 77H74V74L73 75H71ZM27 73H29V75H30V78L28 77V82H27V80H25V76H26V74ZM93 73V72H92ZM92 73L90 72V74L92 75ZM96 73H98V72H96ZM123 73V74H124ZM147 73V72H146ZM145 73V74H146ZM82 74V73H81ZM81 74H80V76H81ZM87 74V73H86ZM100 74V73H99ZM169 74H171V73H169ZM190 74V75H189ZM94 75H95V72H94ZM109 75V76H108ZM93 76V75H92ZM92 76H87V77H89V78H91ZM95 76H97V75H95ZM122 76V75H121ZM131 76V75H130ZM72 77H70L71 79H72ZM86 77V76H85ZM111 78V77H110ZM87 79V78H86ZM133 79H135L134 77L132 78V80ZM191 79V78H190ZM94 80V79H93ZM108 80V79H107ZM176 81V85L177 86H175L176 88H177V92L176 93H172L171 91H173V90H169V88H170V85H172V87H173V85H174V83H173V81ZM97 81V80H96ZM189 81V80H188ZM72 82H74V81H72ZM165 82V81H164ZM189 82V83H190ZM241 82V81H240ZM136 83V82H135ZM186 83H188V82H186ZM188 83V84H189ZM92 85V84H91ZM130 86V85H129ZM164 86L162 87V88H165ZM127 88V87H126ZM126 88H122L121 89V91L118 93V94H116L115 95V102L117 101V103L118 102H121V101H123L127 96H129L131 93H130V89H132V88H128V89H126ZM84 89V90H85ZM170 89H172V88H170ZM175 89V88H174ZM80 90V89H79ZM86 91V90H85ZM164 91V90H163ZM176 91V90H175ZM87 92V91H86ZM149 93V92H148ZM81 94V93H80ZM85 94V93H84ZM83 94V95H84ZM146 94H147V92H146ZM144 95V94H143ZM148 95H150V94H148ZM163 95V94H162ZM82 96V95H81ZM140 97H141V95H140ZM149 97V96H148ZM80 98V99H79ZM94 98V97H93ZM114 98V97H113ZM138 98V97H137ZM143 98V97H142ZM146 98V97H145ZM162 99V98H161ZM163 99H164V97H163ZM80 100V101H79ZM83 100V101H82ZM144 100V99H143ZM142 100V101H143ZM166 100H168V99H166ZM141 101V100H140ZM160 101V100H159ZM162 101V100H161ZM80 102H81V104H80ZM163 102H166V101H163ZM162 102V103H163ZM116 103V104H117ZM221 103V102H220ZM97 104V103H96ZM130 104H132V102L130 103ZM178 105V106H179ZM184 105V104H183ZM198 105V106H197ZM132 106H133V104L130 106L129 105V111H130V109L132 108ZM181 107L182 108H184L185 107V105H184V107L181 105ZM211 107V106H210ZM217 107H219V106H217ZM128 108V107H127ZM135 109H136V107H134ZM194 108V109H195ZM102 110V109H101ZM104 110V109H103ZM124 110V109H123ZM128 110V109H127ZM133 111H134V109H132ZM178 110V109H177ZM107 111V110H106ZM188 112V110H185V112ZM205 111H207V109L206 110H204V112ZM90 112V111H89ZM103 112V111H102ZM109 112V111H108ZM190 112V111H189ZM192 112V111H191ZM101 113V112H100ZM104 113V112H103ZM107 113V112H106ZM109 113H111V112H109ZM108 113V114H109ZM122 113H124V111L122 112ZM207 113H210V112H207ZM34 114V113H33ZM105 114V113H104ZM104 114H102V115H104ZM121 114V113H120ZM82 115V116H81ZM96 115V114H95ZM175 115H178V114H175ZM175 115H174V118H172L170 121H169V119H168V123H164L163 124V126H161V127H163L161 130H162V132L164 133V134H167V132L168 131H170V130H172V129H175L176 127H177V125H178V121H179V118L176 116L175 117ZM66 116V115H65ZM97 116V115H96ZM95 116V117H96ZM125 115L123 114V117H124ZM205 116V115H204ZM208 116H207V118H208ZM261 117L260 118H262V121H263V123H262V127H261V130L260 131H262L263 132V135H264V110L262 111V113H261V115H260ZM98 117V116H97ZM101 117V116H100ZM105 117V116H104ZM103 117V118H104ZM107 117V116H106ZM118 118H119V116H117ZM116 117V118H117ZM121 117V116H120ZM93 118H94V116H93ZM115 118V119H116ZM122 118V117H121ZM143 118V117H142ZM171 118V117H170ZM81 119V118H80ZM97 119V118H96ZM102 118H99V120H101ZM106 120L108 119V117L107 118H105ZM120 119V118H119ZM40 120H42V119H40ZM56 120V119H55ZM59 120V119H58ZM125 120H126V118H125ZM49 121V120H48ZM91 121H92V119H91ZM118 121V120H117ZM116 121V122H117ZM145 121V120H144ZM40 122V121H39ZM39 122H38V124H39ZM42 122V121H41ZM50 122V121H49ZM93 122V121H92ZM95 122H96V120H95ZM98 122V121H97ZM115 122V121H114ZM119 122V121H118ZM121 122V121H120ZM200 122H202L201 120L200 121H198V123H200ZM2 123V122H1ZM53 123V122H52ZM122 123V122H121ZM197 123V124H198ZM203 123V122H202ZM89 124H90V122H89ZM89 124H87V125H89ZM117 124V123H116ZM116 124H115V126H116ZM146 123H144L143 121H140L139 122V124L136 126L135 125V127L132 129V130H130V135H131V137H134V138H136V139H138L139 141H141V142H144L145 144H151L150 143V141H151V134H150V132H149V130H148V128L146 127V125H145ZM204 124V123H203ZM10 125V124H9ZM27 125V126H28ZM91 125V124H90ZM89 125V126H90ZM93 125H96V123H94V124H92V126ZM111 125H113L112 123H111ZM110 125V127H112ZM121 125V124H120ZM160 125V124H159ZM200 125V124H199ZM198 125V126H199ZM244 125V124H243ZM245 125H244V127H245ZM27 126H25V127H27ZM247 126V125H246ZM21 127V128H20ZM37 127H39V126H37ZM36 127V128H37ZM43 127V126H42ZM76 127V126H75ZM74 127V128H75ZM94 127V126H93ZM102 127V126H101ZM117 127H118V125H117ZM116 127V128H117ZM202 127H203V125H202ZM241 127V126H240ZM244 127H243V129H244ZM34 128H32L33 130H34ZM35 128V130H37ZM39 128H41V127H39ZM45 128V127H44ZM90 128V127H89ZM105 128H106V126H105ZM112 128H114V129H112ZM112 128H110V129H112L110 132H115V131H117V129H115V127H114V125H113V127ZM218 128L217 129H215V130H217L218 131ZM4 129H6V130H4ZM26 129V128H25ZM42 129V128H41ZM41 129H38V130H40L41 131ZM81 129V128H80ZM90 129H92V128H90ZM94 129V128H93ZM99 129V128H98ZM97 129V130H98ZM159 129H160V127H159ZM205 129V128H204ZM239 129V131L241 132V130H240V128H238ZM102 130V129H101ZM104 130V129H103ZM115 130V131H114ZM26 131H27V129H26ZM68 131V130H67ZM75 131V130H74ZM91 131V130H90ZM94 131V130H93ZM93 131H91V132H93ZM100 131V130H99ZM239 131H237V132H239ZM259 131V130H258ZM258 131H257V134H258ZM36 132V131H35ZM39 132V131H38ZM65 132H66V130H65ZM64 132V133H65ZM70 132V131H69ZM81 132H82V130H81ZM161 132V133H162ZM1 133V136H3V134ZM26 133V132H25ZM40 133H42V132H40ZM43 133H44V131H43ZM42 133V134H43ZM68 133V132H67ZM83 133H85V134H82V136H78V135H75V134H73L72 133V135L74 136L73 137V142H75V143H77V146H75V150H76V152L78 151H80V150H85L86 151V145L88 144V142L87 143H85V141L86 140H89L88 138H89V136L87 135V133L86 132H83ZM89 133V132H88ZM106 133V132H105ZM169 133V132H168ZM215 133H216V131H215ZM254 133L255 134H253V137H254V135H256L257 136V134H256V132L254 131ZM103 134V133H102ZM101 134V135H102ZM106 134H108V135H110L109 134V132L108 133H106ZM113 134V133H112ZM116 134H117V132L115 133V137H116ZM214 134V133H213ZM239 134V133H238ZM22 135V134H21ZM59 135V134H58ZM90 135H92V133L90 134ZM181 135V134H180ZM239 135H241V134H239ZM238 135V136H239ZM60 136V135H59ZM94 136V135H93ZM104 136V135H103ZM102 136V137H103ZM111 136V135H110ZM110 136H109V138H110ZM182 136H185V135H183V133H182ZM245 136H247V135H245ZM259 136V135H258ZM4 137V136H3ZM3 137H1V139L3 138ZM72 137V136H71ZM91 137V136H90ZM105 137H107V136H105ZM188 137V136H187ZM251 137H252V135H251ZM4 138V139H5ZM111 138H113V136L111 137ZM117 138V137H116ZM207 138V137H206ZM210 138V137H209ZM245 138V137H244ZM243 138V139H244ZM258 138V137H257ZM72 139V138H71ZM92 139V138H91ZM94 140H93V142L94 141H96L97 140V138H93ZM100 139V137H99V135H98V140ZM102 139L103 138H101V141H102ZM106 139H108V138H106ZM105 139V140H106ZM154 139V138H153ZM208 139V138H207ZM211 139V138H210ZM237 139V138H236ZM70 140V139H69ZM203 140H205V138L203 139ZM202 140V143L204 142ZM209 140V139H208ZM207 140V141H208ZM214 140V139H213ZM251 140V139H250ZM249 140V138H246L245 139V143L247 144V146H243L244 148H250V147H253V146H251V144L252 143H250L251 141ZM260 140V139H259ZM5 141V140H4ZM3 140H2V142L0 143V150H2L3 152H5V149H4V147L6 146L5 144H8L7 142L5 143ZM20 141V140H19ZM91 141V140H90ZM89 141V142H90ZM104 141V140H103ZM102 141V144H105L104 142ZM108 141L110 142L111 141V143H113L114 142V139H112V140H110V139H108ZM215 141V140H214ZM243 141V140H242ZM256 141V140H255ZM71 142V141H70ZM97 142H100V140L99 141H97ZM116 142V141H115ZM3 143V144H2ZM5 143V144H4ZM16 143H17V145H16ZM74 143V144H75ZM86 145H85V144ZM110 143V144H111ZM129 143V142H128ZM140 143V142H139ZM205 143V142H204ZM203 143V144H204ZM209 143H210V141H209ZM219 143H216V145L217 144H219ZM107 144V143H106ZM109 144V143H108ZM144 144V145H145ZM202 144V146H204ZM207 144H208V142H207ZM211 144V143H210ZM215 144V143H214ZM236 144V143H235ZM235 144L233 145V146H235ZM111 145H113V144H111ZM140 145H141V143H140ZM252 145H254V144H252ZM70 145H68V147H69ZM102 146H104V145H102ZM193 146V145H192ZM221 146H220V148H221ZM8 147L6 148V149H8ZM18 147V146H17ZM47 144L45 145V144H43V143H30V144H28L27 143V145L26 146H23L22 148L21 147H19V149L18 150H16L15 152H13V151H11V150H9V151H11V152H9L10 154L8 155V159H6V160H9L8 162H13L14 160H22V162H24V164L27 162V161H31V160H29L30 158L32 159V155H36L37 156V159H38V163L39 164H41L42 165V163L44 162V155L46 154L45 152H46V150H47ZM72 147V146H71ZM135 150H136V152L133 150V149H131V151L133 150V152H135V153H137V152H141V151H137L138 150V148H140L139 147V144H135V143H133V146H132ZM143 147V146H142ZM141 147V148H142ZM146 147V146H145ZM190 147V146H189ZM219 147V146H218ZM86 148V149H85ZM89 148V147H88ZM103 148V147H102ZM141 148H140V150H141ZM188 148V147H187ZM241 148V147H240ZM143 149V148H142ZM148 149V148H147ZM181 149V148H180ZM180 149L178 150V148L177 149H174V147L172 148V147H170L169 145L167 146L166 144L165 145H161V147H158V148H155V149H152V150H150V152H148V154L146 153V155H143V154H138L139 156L140 155H142V156H146L145 157V159H146V165L145 166H143V168H145V170L146 171H152V170H154V169H157V168H159V167H162L161 166V163H165L166 165H170L169 167L171 168H173L175 171H180L181 170V168H183V163H184V165H185V162H183V159H182V157H181V151H180ZM189 149V148H188ZM222 149H220V152H221V150ZM225 150V151H228V150ZM242 149V148H241ZM251 149V148H250ZM249 149V150H250ZM7 150V151H8ZM74 150V151H75ZM104 150L106 151V149H105V147L103 148V152H104ZM198 149L196 148H194V146L193 147H190V150L188 151V154L190 153L193 157L194 156H196V155H198V152H200L201 151V149H200V151H197ZM224 150V149H223ZM222 150V151H223ZM229 150H231V148H229ZM243 150V149H242ZM246 152H247V150L248 149H244ZM252 150V149H251ZM6 151V152H7ZM70 151V150H69ZM69 151H68V153H69ZM73 151V149L71 150V152H74ZM87 151H88V149H87ZM86 151V152H87ZM102 151V150H101ZM145 151V150H144ZM238 152H236L235 150L233 151V152H236L235 154V157L237 156H239V158H240V156H242L243 154H241L240 152H239V148H238V150H237ZM244 151V152H245ZM256 151V150H255ZM75 152V153H76ZM81 152H84V151H81ZM132 152V153H133ZM183 152H185V151H183ZM183 152H182V154H183ZM231 153V151H230V153H231V155L232 154H234V153ZM1 153V152H0ZM80 153V152H79ZM89 153V152H88ZM92 153H94V152H92ZM97 153H99V152H97ZM107 153V152H106ZM135 153H133V154H135ZM187 153V152H186ZM242 153H243V151H242ZM248 153V152H247ZM250 153V152H249ZM2 154V153H1ZM72 154V153H71ZM84 154H86L85 152H84ZM96 154V153H95ZM101 152L99 153V157H97L98 155L96 154L95 156L97 157V161H98V164H100V167H101V165H102V167L104 166L105 167V164L106 163H108L107 161H108V156L110 157V155L109 154H107L106 155V158H104L103 157V153L101 154ZM240 154V155H239ZM245 154V153H244ZM74 155V154H73ZM87 155V154H86ZM86 155H84L85 157H88V155L86 156ZM187 155V154H186ZM248 155V154H247ZM247 155L245 156V157H247ZM1 156H3V155H1ZM4 156H5V153H4ZM77 156H78V154H77ZM83 156V155H82ZM105 156V155H104ZM127 156H129V155H127ZM126 156V157H127ZM135 156H137V155H135ZM190 156V155H189ZM191 156V157H192ZM228 156H230V155H228ZM6 157V156H5ZM66 157V156H65ZM68 157H69V155H68ZM67 157V158H68ZM75 157V156H74ZM230 157H233V161H234V155L233 156H230ZM243 158H244V156H242ZM1 158V157H0ZM3 158V157H2ZM7 158V157H6ZM77 157H75V159H76ZM81 158H83L84 159V157H81ZM112 158V157H111ZM136 158V157H135ZM184 158V157H183ZM188 158V157H187ZM220 158V157H219ZM227 158V157H226ZM226 158H223L222 159V157H221V159H222V161L224 160V159H226ZM229 158V157H228ZM64 159V158H63ZM69 159V158H68ZM68 159H66V160H68ZM71 159V158H70ZM69 159V160H70ZM75 159H73L74 161H75ZM79 159V158H78ZM93 159H96V158H93ZM189 159H191V158H189ZM220 159V160H221ZM230 159V158H229ZM237 160H238V158H236ZM235 159V160H236ZM32 160H34V159H32ZM68 160V161H69ZM82 160V159H81ZM87 160V159H86ZM89 161L90 160H92V157H91V159H88ZM88 160L86 161V162H88ZM111 160V159H110ZM109 160V161H110ZM185 160V159H184ZM240 160V159H239ZM4 161V160H3ZM76 161H78V160H76ZM80 161V160H79ZM93 161V163L92 164H90V165H93L94 164V160H92ZM186 161H187V159H186ZM191 161V160H190ZM227 161V160H226ZM232 161V162H233ZM1 162V161H0ZM7 162V163H8ZM16 162V161H15ZM31 162H33V161H31ZM30 162V163H31ZM37 162V161H36ZM67 162V161H66ZM73 162V161H72ZM71 162V163H72ZM111 162V161H110ZM218 162V161H217ZM235 162H237V161H234V163ZM242 162H243V160H242ZM241 162V163H242ZM29 163V162H28ZM27 163V164H28ZM68 163V162H67ZM76 163H78V162H76ZM79 163H81V162H79ZM78 163V164H79ZM84 163H85V161H84ZM89 163V162H88ZM91 163V162H90ZM96 163V162H95ZM188 163H189V161H188ZM219 163H221V162H219ZM223 163L225 164V162L223 161ZM223 163H222V165H223ZM21 164H23V163H21ZM37 164V163H36ZM38 164V165H39ZM64 164V166H65V162L63 163ZM82 165H84L83 164V162L81 163ZM80 164V165H81ZM144 164V163H143ZM164 164V165H165ZM190 164V163H189ZM204 164V163H203ZM217 164V163H216ZM233 164V163H232ZM231 164V165H232ZM237 164H238V162H237ZM26 165V164H25ZM32 165V164H31ZM80 165H78V167L80 166ZM86 165H87V163H86ZM90 165H87V166H90ZM163 165V164H162ZM186 165H187V163H186ZM185 165V166H186ZM210 165V164H209ZM7 166H8V164H7ZM23 167H25L24 165H22ZM27 167H28V165H26ZM34 167H37L36 165H35V162H34V165H33ZM60 166V165H59ZM94 166V165H93ZM92 166V167H93ZM97 166V165H96ZM96 166H94V167H96ZM99 166V165H98ZM208 166V165H207ZM207 166H206V168H207ZM213 166H214V162H213ZM225 166V165H224ZM233 166H235V165H233ZM238 166H240V165H238ZM27 167H25L24 169H25V171L28 173V174H25V175H27V178L28 179H32L33 178V174L35 175V171H34V173H32L33 171L32 170H30V171H32V172H30V171H28L29 169L27 168ZM29 167H31V166H29ZM33 167V168H34ZM66 167H69L68 166V164L66 165ZM73 167H74V165H73ZM100 167L98 168V170H100ZM210 167H212V166H210ZM209 167V168H210ZM8 168V167H7ZM6 167H5V162H3L2 163V165L0 164V169L2 170L1 172H0V185L4 182L5 183V180H7V179H11L13 182L17 179L18 180V178H23V175L24 174H22V175H18V176H16V174H14L15 173V171L14 170H12V171H14V173L13 172H11L9 169H7ZM32 168V169H33ZM77 168V167H76ZM81 168V167H80ZM83 168H85V166L84 167H82L81 169H83ZM197 168V167H196ZM205 168V169H206ZM232 168H234V167H232ZM242 168V167H241ZM31 169V168H30ZM71 169H72V165H71ZM74 169V168H73ZM72 169V170H73ZM85 169H87V167L85 168ZM92 169V168H91ZM212 169V168H211ZM231 169V167L229 168V170ZM65 170V169H64ZM68 170V169H67ZM84 170V169H83ZM93 170V169H92ZM91 170V171H92ZM97 170V169H96ZM95 170V171H96ZM104 170V169H103ZM173 170V171H174ZM208 170V169H207ZM235 170V169H234ZM233 170V171H234ZM17 171H19V170H17ZM22 172H23V169L21 170ZM69 171V170H68ZM68 171H66L65 170V173L66 172H68ZM76 171H78V170H76ZM90 171V172H91ZM224 171H225V169H224ZM227 171V170H226ZM226 171H225V173H226ZM63 172V171H62ZM87 172H88V170H87ZM93 172V171H92ZM194 172V171H193ZM208 172V171H207ZM206 172V173H207ZM210 172V171H209ZM211 172H212V170H211ZM247 172V171H246ZM257 172V171H256ZM20 173V172H19ZM69 173H70V171H69ZM80 173H81V171H80ZM83 173V172H82ZM86 173V172H85ZM175 173V172H174ZM177 173V172H176ZM178 173H180V172H178ZM231 173V172H230ZM233 173V172H232ZM245 173V172H244ZM21 174V173H20ZM66 174H68V173H66ZM65 174V175H66ZM71 175V177L75 180H79V182H81L80 180L82 179L81 178V176H83V175H80V174H78V173H70ZM84 174V173H83ZM89 174V173H88ZM93 174V173H92ZM104 174V173H103ZM103 174H102V172H97L95 175H94V177H92V178H95V180L97 179V180H99V179H102L103 178ZM148 174H149V172H148ZM194 174H195V172H194ZM211 174V173H210ZM210 174H208V176L210 175ZM227 174H229V173H226V176H227ZM246 174H248V173H246ZM250 174V173H249ZM87 174H85V176H86ZM90 175H91V173H90ZM149 175H151V174H149ZM153 175V174H152ZM177 175V174H176ZM192 175V174H191ZM212 175V174H211ZM230 175V174H229ZM228 175V176H229ZM239 175V174H238ZM240 175H242V173L240 174ZM245 175V174H244ZM243 175V176H244ZM91 176H93V175H91ZM90 176V177H91ZM213 176V175H212ZM251 176V175H250ZM25 177V176H24ZM69 177V176H68ZM70 177V178H71ZM89 176H88V178H90ZM185 177V176H184ZM190 177V176H189ZM193 176H191V178H189V179H183L182 177V185H181V183H180V186H182V188H184V186H186L185 188H186V190L188 191V192H192V190H193V183H192V178ZM237 177V176H236ZM240 177H242V176H240ZM245 177V176H244ZM249 177V175L248 176H246V178H248ZM7 178V179H6ZM64 179H65V177H63ZM69 178V179H70ZM86 178V177H85ZM91 178V179H92ZM159 178V177H158ZM157 178V179H158ZM185 178H187V177H185ZM207 176H206V180H207ZM210 178V177H209ZM212 178V177H211ZM211 178H210V180H211ZM224 178V177H223ZM226 178V177H225ZM238 178H239V176L237 177V180H238ZM66 179H67V177H66ZM84 179V178H83ZM153 179H154V177H153ZM156 179V180H157ZM165 179V178H164ZM240 179V178H239ZM242 179V178H241ZM255 179V178H254ZM152 180V179H151ZM156 180H154V181H156ZM166 180V179H165ZM206 180H204V182L206 181ZM213 180V179H212ZM221 180H224V182L226 181V179H221ZM227 180H229V178L227 179ZM235 180H236V178H235ZM234 180V181H235ZM8 181V180H7ZM10 181V180H9ZM12 181L11 182H8V183H11L12 184ZM72 181V180H71ZM179 181V180H178ZM197 181V179L195 180V182ZM207 181H209V180H207ZM214 181V180H213ZM212 181V182H213ZM242 181H243V179H242ZM162 182H164V181H161V179H158L155 183H156V186L155 187H158V189H159V187H161L162 186ZM180 182V181H179ZM178 182V183H179ZM194 182V181H193ZM194 182V183H195ZM227 182V181H226ZM236 182V181H235ZM7 183V182H6ZM140 183V182H139ZM143 183H145V182H143ZM143 183H141V184H143ZM149 183V182H148ZM154 183V184H155ZM198 183V182H197ZM207 184H208V182H206ZM217 183V182H216ZM215 182L213 183V184H216ZM223 183V182H222ZM237 183V182H236ZM238 183H239V180H238ZM237 183V184H238ZM241 183V182H240ZM239 183V184H240ZM11 184H10V186H11ZM14 184V183H13ZM12 184V185H13ZM132 184H135V183H132ZM132 184H130V185H132ZM141 184H136V185H133V186H131L130 188H128V189H124L125 190V192H124V194L123 195H121V202L120 203H123L124 205H125V207L127 206V207H131L132 206V201L134 200L133 198H131L133 195H135L136 197H134V198H137L138 199V196H140V194H142L143 192H145V190L147 189L146 188V186H148V185H146V186H144V185H141ZM199 184H201V181H200V183ZM198 184V185H199ZM206 184V185H207ZM213 184H211V183H209L206 187H205V185H204V187H205V192L207 193V194H209L210 196H217V195H219L220 194V192H219V190H223V189H220L219 187H216V185H213ZM219 185H220V183H218ZM232 184V183H231ZM150 185H152L151 183H150ZM196 185V184H195ZM228 185V184H227ZM2 186H3V184H2ZM2 186H1V188H2ZM8 186V185H7ZM10 186H9V188L8 189H6V190H9L10 191ZM179 186V185H178ZM197 186V185H196ZM196 186H194V187H196ZM201 186V185H200ZM200 186H198L197 188H199ZM203 186V185H202ZM224 186H226L225 185V183H224ZM231 186V185H230ZM128 187V186H127ZM126 187V188H127ZM154 187V188H155ZM240 187V186H239ZM0 188V189H1ZM5 188H6V186H5V184H4V191H5ZM149 188V187H148ZM154 188H153V190H154ZM176 188V187H175ZM196 188V189H197ZM203 188V187H202ZM218 188H219V190H218ZM235 188H237V187H235ZM243 188V187H242ZM123 189V188H122ZM157 189V188H156ZM157 189V190H158ZM204 189V188H203ZM238 189V188H237ZM240 189V188H239ZM2 190V189H1ZM147 190H149V189H147ZM166 190V189H165ZM182 190V189H181ZM198 191L200 190V189H197ZM235 190V189H234ZM233 190V193L235 192ZM251 190V189H250ZM253 190V189H252ZM176 191V190H175ZM175 191H174V193H175ZM195 191V190H194ZM227 191V190H226ZM225 190H224V192L222 191V193L224 194V195H226V199H227V197H228V199H229V201L230 202H232L231 204H233L234 203V205H235V203L236 202H238L239 200L242 202V200L244 201V200H248L249 198H250V196L252 197L253 196V194H254V191H253V194L252 195H249L250 194V192H243V193H241L240 195H237V194H234V195H230L229 194V192L227 193ZM244 191H245V189H244ZM122 192V191H121ZM147 192V191H146ZM145 192V193H146ZM151 192V191H150ZM183 192H185V190L183 191ZM203 191H201V193H202ZM241 192V191H240ZM239 192V193H240ZM6 193H7V195H6ZM145 193L143 194L144 196H145ZM148 193V192H147ZM172 194L173 196L174 195H176V194ZM195 193H196V191H195ZM194 192H192L191 194H195ZM201 193L199 192V194L198 195H201ZM249 193V194H248ZM9 194H11V192H7V191H5V193H3V190L2 191H0V214H3V213H6L7 211H13L14 209H15V207L17 206V203L19 204V202L15 199V197L13 196V195H9ZM184 194H186L185 196H187V198H188V195H187V192H185ZM196 194V195H197ZM222 194V195H223ZM116 195V194H115ZM114 195V196H115ZM118 195V194H117ZM183 195V194H182ZM197 195V196H198ZM202 195H204V194H202ZM172 196V198H174ZM177 197L178 196H180V195H176ZM175 196V197H176ZM189 196H190V193H189ZM192 196V195H191ZM190 196V197H191ZM209 196V197H210ZM220 196V195H219ZM119 197H120V195H119ZM189 197V198H190ZM213 197V198H214ZM140 198V197H139ZM166 198V197H165ZM171 198V199H172ZM186 198V197H185ZM218 198V197H217ZM221 198H223V197H221ZM120 199V198H119ZM118 198H117V200H119ZM143 199V198H142ZM176 199V198H175ZM180 199V198H179ZM220 199V198H219ZM224 199V198H223ZM242 199V200H241ZM252 199V198H251ZM140 200H141V198H140ZM144 200V199H143ZM152 200V199H151ZM163 200V199H162ZM162 200H161V204H162ZM211 200V199H210ZM114 201H116V200H114ZM174 201H178V200H174ZM188 201V200H187ZM186 201V202H187ZM227 201V200H226ZM250 201V200H249ZM253 201V200H252ZM117 202V201H116ZM119 202V201H118ZM155 202V200H153V203ZM185 202V201H184ZM138 203V202H137ZM136 203V204H137ZM157 203H159V202H156V204ZM165 203V202H164ZM173 203V202H172ZM211 203V202H210ZM246 203H248V202H246ZM118 204V206L120 207L121 205H119V203H117ZM142 204H144V203H142ZM160 204V203H159ZM219 204V203H218ZM225 204V203H224ZM154 205V204H153ZM168 205V204H167ZM170 205H171V203H170ZM177 205V204H176ZM176 205H174L173 206V209L176 207ZM183 205V204H182ZM239 205V204H238ZM242 205V204H241ZM19 206V205H18ZM38 206H39V204H38ZM116 206V205H115ZM123 206V205H122ZM134 206V205H133ZM158 206V205H157ZM164 206V205H163ZM231 206V205H230ZM263 206H264V204H263ZM37 207V206H36ZM113 207V206H112ZM112 207L111 208H109L108 209V211L110 210V209H112ZM126 207V208H127ZM146 207V206H145ZM149 207V206H148ZM181 207V206H180ZM75 208V207H74ZM117 208V207H116ZM115 208V209H116ZM125 208V209H126ZM134 208V207H133ZM144 208V207H143ZM149 208H153V207H149ZM148 208V209H149ZM160 208H161V206H160ZM168 208V207H167ZM177 209H178V206L176 207ZM175 208V209H176ZM182 208H183V206H182ZM181 208V209H182ZM187 208H188V206H187ZM264 208V207H263ZM98 209V208H97ZM128 209V208H127ZM130 209V208H129ZM131 209H132V207H131ZM191 209V208H190ZM248 209H250V207H248ZM104 210V209H103ZM102 210V211H103ZM118 210H120V209H118ZM152 210V209H151ZM172 210V209H171ZM188 210V212H190L191 210H189V209H187ZM77 211L78 212H81V209H77ZM104 211H107V210H104ZM114 211V210H113ZM126 211V210H125ZM156 211V210H155ZM224 211V210H223ZM75 212V211H74ZM78 212H75V213H78ZM116 212V211H115ZM120 212H121V210H120ZM123 212H124V209H123ZM123 212H121V213H123ZM150 212H152V211H150ZM157 212H158V210H157ZM162 212H164V210H162ZM180 212V211H179ZM184 212V211H183ZM188 212H186V214L188 213ZM191 212H193V211H191ZM263 212V211H262ZM74 213V214H75ZM87 213V212H86ZM98 213V217H102V215H100L99 216V212H97ZM120 213V214H121ZM167 213V212H166ZM169 213V212H168ZM167 213V214H168ZM182 213V212H181ZM80 214H82V213H80ZM145 214V213H144ZM161 214H164V213H161ZM174 214H176V213H174ZM179 214V213H178ZM189 214V213H188ZM223 214V213H222ZM226 214H228V213H226ZM83 215V214H82ZM90 215V214H89ZM92 215V214H91ZM113 215V214H112ZM115 216H118L119 215V212H116L115 214H114ZM114 215H113V217H114ZM123 215V214H122ZM152 215V214H151ZM151 215L150 216H148V218L149 217H151ZM172 215V214H171ZM191 216L193 215V214H190ZM231 215V214H230ZM77 216H79V215H77ZM103 216H105L104 214H103ZM108 216V215H107ZM110 216V215H109ZM121 216V215H120ZM153 216V215H152ZM158 216V215H157ZM168 216H170V214L168 215ZM178 216H181V215H178ZM26 217V216H25ZM75 217H76V214H75ZM96 217V216H95ZM154 217H155V215H154ZM174 217H175V215L172 217L173 219H174ZM177 217V216H176ZM175 217V218H176ZM224 217V216H223ZM222 217V218H223ZM27 218H28V216H27ZM78 218V217H77ZM79 218H80V216H79ZM93 218V217H92ZM105 218V217H104ZM107 218V217H106ZM105 218V219H106ZM165 218V217H164ZM163 218V219H164ZM187 219H182V218H176L177 220L176 221H172V220H170L171 219V217H170V219L166 222V224H165V226H166V230H165V227H164V230L165 231H162V232H160L159 230L157 231V234H156V237H155V235H154V237L156 238V240H154L155 242L153 243V241H152V244H154L153 245V249L151 248V246H152V244H151V246H149V250H154L153 252H155L156 254H157V256H155L156 258H155V260L153 261L152 259L153 258H151V261H152V263L151 264H190V261H193V260H189V259H184L185 257H187V256H185L184 258H183V260H175V258H177L178 256H179V252H178V255H176L177 257H175V258H173V257H168V255L167 254H169L168 252H172V249H175V248H177V249H179V250H181L180 252H181V254L182 253H186V251L188 252V250L190 249V248H192L191 246H194V245H192V242H193V239L197 236V233L199 232V231H201V229L203 228V226H202V223H201V225H200V223H198V220H193L192 218H194V217H192V218H188V216L186 217ZM83 219H84V217H83ZM100 219V218H99ZM99 219L97 220L98 222H99ZM104 219V220H105ZM108 219V218H107ZM110 219V221H111V219H112V217L111 218H109ZM121 219V218H120ZM122 219H123V217H122ZM152 219V218H151ZM166 219V218H165ZM164 219V220H165ZM225 219V218H224ZM226 219H228V218H226ZM232 219H234V218H232ZM237 219V218H236ZM73 220V219H72ZM90 220H91V218H90ZM93 220V219H92ZM96 219L94 218V221H95ZM155 220V219H154ZM175 220V219H174ZM53 221V220H52ZM54 221H56L57 222V224H58V221L57 220H54ZM81 220H79L78 222H79V225H78V222L76 223L77 224V226H78V228L79 229H83L84 227H85V225H87L88 223H83L82 221H84V220H82L81 222H82V224H80L81 222H80ZM89 220H87V222H88ZM93 221V222H94ZM101 221H102V219H101ZM107 221H109V220H107ZM113 221V220H112ZM115 221V220H114ZM225 221V220H224ZM233 221V220H232ZM74 222H76V221H74ZM90 223L92 222V221H89ZM123 222V221H122ZM151 222V221H150ZM152 222H153V220H152ZM157 222H158V220H157ZM227 222V221H226ZM228 222H229V220H228ZM234 222H235V220H234ZM237 223H238V221H236ZM235 222V223H236ZM239 222H241V221H239ZM244 222V221H243ZM240 223V224H235V223H233L234 225H232V226H235V229H234V232H235V236H233L231 233V236H233L232 237V239H231V241L232 242H234L235 240H236V238H238L239 240H241V242H247L249 245V249L251 250V252L250 253H252L253 254V256H251V257H249V255H248V258L245 260V264H257V263H259V255H260V253H261V251H263L262 249H261V245H262V243H261V241H259V239H256V240H254L253 238L251 239V236H250V234H249V232H248V230H247V228L245 227V225H244V223ZM97 223V222H96ZM113 223H115V222H113ZM117 223V222H116ZM115 223V224H116ZM125 223V222H124ZM130 223V222H129ZM140 223V222H139ZM149 223V222H148ZM164 223V222H163ZM224 223V222H223ZM55 225H56V223H54ZM53 224V225H54ZM73 224V223H72ZM92 224V223H91ZM118 224H119V222H118ZM118 224H116L117 226H118ZM137 224V223H136ZM150 224V223H149ZM156 224V223H155ZM159 224V223H158ZM161 224H162V222H161ZM217 224H218V221H217ZM225 224V223H224ZM230 224V223H229ZM102 225H104V224H102ZM114 225V224H113ZM120 225H122V224H120ZM125 225V224H124ZM157 225V224H156ZM221 226H222V222H221V224H220ZM227 225V224H226ZM70 226H71V224H70ZM73 226V225H72ZM76 226V225H75ZM89 226H92V225H89ZM105 226V225H104ZM117 226H112L111 228H112V230H115V229H117L116 227ZM140 226V225H139ZM224 226V225H223ZM222 226V227H223ZM49 227H50V225H49ZM94 226H92V228H93ZM97 227H99V226H97ZM109 226H107V228H108ZM114 227H115V229H114ZM132 226H130V228H131ZM134 227H137L138 228V226H134ZM147 227V226H146ZM158 227H160L159 225H158ZM225 227H227V226H225ZM43 228H45L44 226L41 228V231H42V233H43V231H45V230H42ZM77 228V227H76ZM76 228H74V229H76ZM86 228H90V227H88V225H87V227ZM92 228H91V230H92ZM100 228V227H99ZM103 228V227H102ZM121 228V227H120ZM125 228V227H124ZM144 228V227H143ZM153 228V227H152ZM161 228V230H162V228L163 227H160ZM159 228V229H160ZM218 228V227H217ZM51 229V228H50ZM104 229V228H103ZM106 229V228H105ZM140 229V228H139ZM142 229V228H141ZM147 229V228H146ZM149 229H151V228H148V230ZM155 229V228H154ZM156 229H157V227H156ZM216 229V228H215ZM40 230V229H39ZM66 229H64L63 230V232L65 231ZM84 230V229H83ZM82 230V231H83ZM88 230V229H87ZM86 229L84 230L85 232L87 231ZM109 230V229H108ZM111 230V229H110ZM120 230V229H119ZM152 230V229H151ZM150 230V231H151ZM210 230V229H209ZM223 230H225V229H223ZM230 230V229H229ZM41 231H40V233H41ZM53 231V230H52ZM81 231V230H80ZM83 231V233H85ZM102 232H104L105 230H101ZM124 230H122L121 231V233L123 232ZM126 231V230H125ZM124 231V232H125ZM132 231V230H131ZM138 231V230H137ZM141 231H145V230H141ZM156 231V230H155ZM208 231V230H207ZM211 231V230H210ZM231 231V230H230ZM252 231V230H251ZM15 232V231H14ZM49 232V231H48ZM51 232V231H50ZM75 232H78V231H75ZM98 232V231H97ZM109 232V231H108ZM113 232H115V231H112V234H113ZM149 232V231H148ZM205 232H206V230H205ZM215 232H216V230H215ZM214 232V230L211 232V233H215ZM223 232V234L225 233L224 231H222ZM42 233H41V236H42ZM45 233V232H44ZM43 233V234H44ZM56 233V232H55ZM54 233V234H55ZM82 233V234H83ZM100 233V232H99ZM107 232H104V233H101L102 235L103 234H106ZM126 233H128V232H126ZM150 233H152V231L150 232ZM207 233V232H206ZM205 233V234H206ZM227 233L229 234V232H228V229H227ZM227 233H225V235L227 234ZM54 234H53V236H54ZM58 234H60V233H58ZM66 234H68V233H66ZM109 234V233H108ZM108 234H106V236H108ZM118 234V233H117ZM117 234H116V237L114 238V236H113V240H111V241H109L110 240V238H112V237H110L109 239H108V241H106V243H105V241H104V243H105V247H106V249H108V250H110V251H115V252H118V251H120V250H124L125 249V247L126 246H128V245H130L131 247H135L136 249H140V248H143V249H145L146 248V243H145V239L146 238H148V237H146L145 239H144V236H142L143 234L145 235V233L143 232V234H141L140 233V235H138V236H142L143 238H141V239H137L136 237H134L133 236V234H130V235H127V234H121V235H118L117 236ZM139 234V233H138ZM147 234V233H146ZM154 234V233H153ZM199 234H202V233H199ZM204 234V233H203ZM202 234V235H203ZM207 234H209V233H207ZM229 234V235H230ZM254 234H256V233H254ZM38 235V234H37ZM44 235H46V234H44ZM49 235V234H48ZM48 235L46 236V238L48 237ZM69 235V234H68ZM79 235H80V233H79ZM111 234H109V236H110ZM136 235H137V233H136ZM151 235V234H150ZM210 235V234H209ZM212 235V234H211ZM225 235H223L224 236V238H226L225 237ZM39 236H40V234H39ZM40 236V237H41ZM50 236V235H49ZM52 236V235H51ZM52 236V238H56V236L55 237H53ZM78 236V235H77ZM146 236V235H145ZM206 236V235H205ZM214 236V235H213ZM212 236V237H213ZM63 237V236H62ZM61 237V238H62ZM70 237V236H69ZM68 237V238H69ZM88 237H89V235H88ZM99 237H101V236H99ZM199 237V236H198ZM254 237H255V235H254ZM263 237V236H262ZM38 238V237H37ZM58 238H59V235L57 236V238H56V240H54V239H52L53 240V242L55 241V243H56V241L58 240ZM61 238H59V239H61ZM68 238H67V240H68ZM102 238V237H101ZM104 238H105V236H104ZM151 238L152 239H155V238H153L152 236H151ZM150 238V239H151ZM201 238H203L202 236H201ZM206 238V237H205ZM223 238V239H224ZM228 238V237H227ZM49 238H47L46 240H48ZM63 239H65V238H63ZM82 239V238H81ZM88 239V238H87ZM90 239H92V238H90ZM107 239V238H106ZM196 239V238H195ZM199 239V238H198ZM207 239V238H206ZM209 239H212L211 238V236H210V238ZM228 239H230V238H228ZM261 239V238H260ZM66 240V239H65ZM98 240H101V239H98ZM97 240V241H98ZM102 240H103V238H102ZM101 240V241H102ZM147 240V239H146ZM208 240V239H207ZM216 240V239H215ZM262 240V239H261ZM62 241V240H61ZM90 241V240H89ZM93 240H91V242H92ZM148 241V240H147ZM212 241H214V240H212ZM218 241H219V239H218ZM217 241V242H218ZM230 241V240H229ZM238 241V240H237ZM236 241V242H237ZM52 242V241H51ZM51 242H47V243H50L51 244ZM60 242V241H59ZM64 242H66V241H64ZM68 242H70L69 240H68ZM88 242V241H87ZM85 243V244H88V243ZM204 242H205V240H204ZM211 242V241H210ZM220 242V241H219ZM241 242H237L238 243V245L241 243ZM58 243V242H57ZM57 243H56V246L58 247V245H59V247H63V245H64V243L62 244V245H60L59 243H58V245H57ZM93 243V242H92ZM95 244H96V242H94ZM100 243H102V242H100ZM99 243V244H100ZM103 243V244H104ZM196 243V242H195ZM214 243V242H213ZM236 243V244H237ZM73 244H75V243H73ZM82 244V243H81ZM80 244V245H81ZM94 244V245H95ZM102 244V245H103ZM148 244V243H147ZM197 244V243H196ZM215 244H216V242H215ZM65 245H66V243H65ZM65 245H64V247H65ZM76 245V244H75ZM83 245V244H82ZM101 244L99 245V246H102ZM205 245V244H204ZM235 245V244H234ZM240 245H244V244H240ZM247 245V244H246ZM245 245V246H246ZM93 246V244L91 245V247ZM96 246H98L97 244H96ZM218 246V247H217ZM52 247V246H51ZM67 247H69V245H67ZM67 247H65L64 249H67ZM80 247V246H79ZM87 247H90L89 245L88 246H86V248ZM90 247V248H91ZM94 247V246H93ZM92 247V248H93ZM105 247H103L104 248V250H106L105 249ZM145 247V248H144ZM212 247V245H210V248ZM217 247V250H216V252H219V250H221L220 252H226V253H228V254H231V253H234V251L232 250V246H231V244H230V242L228 243V242H224V244H216V246L214 247V248H216ZM235 247V246H234ZM89 248V249H90ZM100 248V247H99ZM135 248H134V251H136L137 252V250H135ZM213 248V247H212ZM239 248H240V246H239ZM245 248V247H244ZM248 248V247H247ZM12 249V248H11ZM72 249V248H71ZM74 249H75V247H74ZM80 249V248H79ZM88 249V251L90 252V251H92L93 249H95V248H93V249H91V250H89ZM98 249V248H97ZM129 249V248H128ZM128 249H127V251H128ZM209 249V248H208ZM242 249V248H241ZM13 250V249H12ZM62 250H63V248H62ZM73 250V249H72ZM78 250V249H77ZM83 250V249H82ZM86 249H84V251H85ZM101 250V249H100ZM122 250V252H124ZM142 250V249H141ZM192 250L194 251V249L192 248ZM215 250H214V252H215ZM244 250V249H243ZM245 250H247V249H245ZM50 251V250H49ZM63 251H65V250H63ZM80 251V250H79ZM87 251V252H88ZM98 251V250H97ZM101 251H103V250H101ZM130 251L132 252V249H130ZM130 251H128V252H130ZM144 251V250H143ZM142 251V252H143ZM183 251V252H182ZM191 251V250H190ZM197 251V250H196ZM203 251V250H202ZM209 251H212V250H209ZM209 251H207V252H209ZM237 251H238V249H237ZM248 251V250H247ZM67 252V251H66ZM82 253H83V251H81ZM81 252H79V253H81ZM112 252H111V254L110 255H112ZM122 252H121V254H122ZM145 252H147L146 250H145ZM195 252V251H194ZM213 252V251H212ZM240 252H242V251H240ZM240 252H238V253H240ZM264 252V251H263ZM48 253V252H47ZM68 253V252H67ZM81 253V254H82ZM93 253V252H92ZM94 253H95V251H94ZM98 253H100V251L98 252ZM118 253H120V252H118ZM125 253V252H124ZM140 253V252H139ZM193 253V252H192ZM235 253H237V252H235ZM247 253H249V251L247 252ZM249 253V254H250ZM70 254H72L71 253V251H70ZM90 253H88V255H89ZM114 254V253H113ZM135 254V253H134ZM152 254V253H151ZM216 254V253H215ZM262 254V253H261ZM50 255H51V252H50ZM68 255V254H67ZM88 255H86L87 257H88ZM98 255V254H97ZM102 255V254H101ZM105 255V261L107 262V264H116V262H118V261H116L115 259H114V257L113 256H110L109 254H108V256L106 257V254H104ZM114 255H118V254H114ZM136 255H138L137 253H136ZM140 255V254H139ZM146 255V254H145ZM148 255V254H147ZM171 255H172V253H171ZM198 255V254H197ZM212 255V254H211ZM227 255V254H226ZM241 255V254H240ZM246 255V254H245ZM244 255V256H245ZM246 255V256H247ZM69 257H70V255H68ZM73 256H75V254L73 255ZM72 256V257H73ZM78 257H79V255H77ZM90 256V255H89ZM99 256L100 255H98V258H99ZM103 256V255H102ZM119 256V258H121L120 257V255H118ZM128 256V255H127ZM144 256V255H143ZM151 256V255H150ZM150 256L148 257L149 259H147L146 258V260H148V262H151V261H149L150 260ZM175 256V255H174ZM188 256H190V255H188ZM192 256V255H191ZM207 256V255H206ZM218 255H216V257H217ZM225 256V255H224ZM233 256V255H232ZM238 257H239V254L237 255ZM243 256V257H244ZM1 257V256H0ZM4 257H6L7 258V256L5 255V256H2V258L4 259V260H7V259H5ZM76 257V256H75ZM81 257V256H80ZM83 257L84 258H86L84 255H83ZM83 257H81L82 259H83ZM91 257V256H90ZM101 257V256H100ZM139 257V256H138ZM142 256H140V258H141ZM154 257V256H153ZM183 257V255L180 257V258H182ZM200 257H202V256H200ZM214 257V256H213ZM216 257L215 258H210V257H205V258H202V260L200 261V264H218L217 262H220L219 260L222 258H220L219 260L218 259H216ZM220 257V256H219ZM229 257V256H228ZM242 257V256H241ZM242 257V258H243ZM89 258V257H88ZM94 258H95V255H94ZM104 258V257H103ZM118 258V259H119ZM173 258V259H172ZM179 258V257H178ZM192 258V257H191ZM224 258V257H223ZM226 258V257H225ZM232 258V257H231ZM234 258V257H233ZM263 258V257H262ZM262 258H260L261 259V261H262ZM35 259V258H34ZM81 259V260H82ZM96 259V258H95ZM117 259V258H116ZM126 259V258H125ZM135 259V258H134ZM143 259V258H142ZM144 259H145V257H144ZM193 259V258H192ZM198 259V258H197ZM215 259L217 260V261H215ZM229 259V258H228ZM245 259V258H244ZM36 260H37V257H36ZM35 260V261H36ZM84 260V259H83ZM102 259L100 258V261H101ZM120 260V259H119ZM130 260H132V258H130ZM199 260V259H198ZM225 260H227V258L225 259ZM230 260V259H229ZM234 260H235V258H234ZM240 260H241V258H240ZM240 260H239V262H240ZM0 261H2L1 259H0ZM37 261H40V260H37ZM36 261V262H37ZM66 261V260H65ZM71 261V260H70ZM76 261H78V260H76ZM99 261V260H98ZM116 261V262H115ZM122 261H124V259H122ZM127 261V260H126ZM232 261V260H231ZM236 261V260H235ZM242 261H243V259H242ZM67 262H69V261H67ZM75 262V261H74ZM82 262V261H81ZM80 261H79V263H81ZM85 262H86V260H85ZM104 262V261H103ZM125 262V261H124ZM124 262H122V263H124ZM147 262V263H148ZM63 263H64V261H63ZM70 263V262H69ZM94 263V262H93ZM96 263V262H95ZM99 263V262H98ZM100 263H102V261L100 262ZM99 263V264H100ZM130 263H133L134 264V261L133 262H130ZM129 263V264H130ZM194 263V262H193ZM229 263H231V264H233L232 262H228V261H224L223 262V264H229ZM36 264V263H35ZM38 264H39V262H38ZM41 264V263H40ZM65 264V263H64ZM67 264V263H66ZM70 264H72V262L70 263ZM104 264V263H103ZM120 264V263H119ZM149 264V263H148ZM191 264H192V262H191ZM199 264V263H198ZM237 264V263H236ZM261 264V263H260Z\"/></svg>","mask_w":264,"mask_h":264}]
</instances>
